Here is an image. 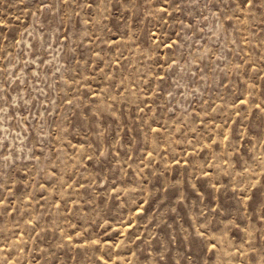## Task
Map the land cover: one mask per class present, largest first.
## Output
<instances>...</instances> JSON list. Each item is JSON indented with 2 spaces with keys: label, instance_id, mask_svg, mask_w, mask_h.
Segmentation results:
<instances>
[{
  "label": "rangeland",
  "instance_id": "rangeland-1",
  "mask_svg": "<svg viewBox=\"0 0 264 264\" xmlns=\"http://www.w3.org/2000/svg\"><path fill=\"white\" fill-rule=\"evenodd\" d=\"M0 264H264V0H0Z\"/></svg>",
  "mask_w": 264,
  "mask_h": 264
}]
</instances>
